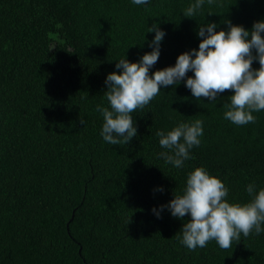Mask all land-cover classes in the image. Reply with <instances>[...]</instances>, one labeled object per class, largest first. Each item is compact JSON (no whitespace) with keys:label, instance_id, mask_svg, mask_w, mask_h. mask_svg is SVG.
<instances>
[{"label":"trees","instance_id":"1","mask_svg":"<svg viewBox=\"0 0 264 264\" xmlns=\"http://www.w3.org/2000/svg\"><path fill=\"white\" fill-rule=\"evenodd\" d=\"M194 2L0 0V264H264V232L192 251L180 231L190 217L152 211L182 195L197 167L224 183L229 203L249 202L250 184L264 189V110L235 125L224 118L234 92L197 101L181 81L132 113L129 144L100 134L106 77L119 74V60L152 51L153 23L166 35L150 75L198 50L199 25L227 31L231 21L250 31L264 20V0H205L184 17ZM196 120L203 135L192 158L166 164L157 131Z\"/></svg>","mask_w":264,"mask_h":264},{"label":"clouds","instance_id":"2","mask_svg":"<svg viewBox=\"0 0 264 264\" xmlns=\"http://www.w3.org/2000/svg\"><path fill=\"white\" fill-rule=\"evenodd\" d=\"M149 2L133 0L136 5ZM213 2L207 0L209 5ZM204 3L205 0H195L184 10L183 16H196ZM225 23L227 31H216V23L199 25L197 35L202 39L198 50L180 54L174 66L150 75L149 70L159 59L161 41L166 35L158 23H153L147 31L155 32L149 43L152 51L145 53L138 62H129L126 58L119 60L115 64L119 74L112 72L106 77L105 95L110 107H96L103 116L100 133L103 140L110 145L129 144L137 135L132 113L148 105L162 87L175 86L181 81L197 101L203 97L216 102L220 94L234 92L230 103L224 105L227 109L224 118L238 126L255 123L252 113L264 110V20L254 22L250 31L231 21ZM254 61H258V69L253 68ZM189 72L194 75L188 76ZM156 135L161 148L168 150L159 156L166 164L182 168L184 162L192 158L190 150L201 143L203 121L180 123L167 133L160 130ZM246 190L252 196L249 202L229 203L224 183L204 167H197L188 174L182 195H174L159 211L156 208L152 211L157 218L165 208L177 219L190 217L180 229L181 243L189 250L204 248L209 241H215L221 249H229L234 240H240L241 234L246 238L253 231L257 235L264 232V189L257 193L255 185L250 184Z\"/></svg>","mask_w":264,"mask_h":264}]
</instances>
